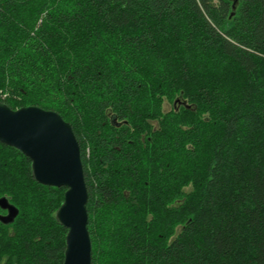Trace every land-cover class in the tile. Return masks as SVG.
<instances>
[{
	"label": "trees",
	"instance_id": "obj_1",
	"mask_svg": "<svg viewBox=\"0 0 264 264\" xmlns=\"http://www.w3.org/2000/svg\"><path fill=\"white\" fill-rule=\"evenodd\" d=\"M0 87L72 126L93 264H264V0H0ZM66 190L0 141V264H63Z\"/></svg>",
	"mask_w": 264,
	"mask_h": 264
},
{
	"label": "water",
	"instance_id": "obj_2",
	"mask_svg": "<svg viewBox=\"0 0 264 264\" xmlns=\"http://www.w3.org/2000/svg\"><path fill=\"white\" fill-rule=\"evenodd\" d=\"M239 0H233V9ZM0 141L17 147L32 160L35 179L45 185L65 186V199L57 218L68 229L63 264H93L89 231V190L80 143L72 126L56 111L38 106L12 109L0 103ZM0 220L11 223L19 209L7 197Z\"/></svg>",
	"mask_w": 264,
	"mask_h": 264
},
{
	"label": "rangeland",
	"instance_id": "obj_3",
	"mask_svg": "<svg viewBox=\"0 0 264 264\" xmlns=\"http://www.w3.org/2000/svg\"><path fill=\"white\" fill-rule=\"evenodd\" d=\"M190 65L192 66V68H193V67L195 68V65H194V63H192V62H191V64H190ZM221 70L223 71V67L221 68ZM228 72H229V71H228ZM228 72H225V73H228ZM233 73H234V70H233V71H231V74H230V75H231V76H233ZM223 77H224V76H223ZM223 77H221L220 79L222 80V79H223ZM219 82H220V81H219ZM220 84H221V88L225 87V89H227V87H226V86H224V85H223L221 82H220ZM213 85H215V83H214V82H213ZM0 89H3V88H2V87H0ZM3 90H4V89H3ZM4 91H5V90H4ZM226 91H228V90H226ZM7 93H8V92H7ZM170 104H171V103H169V102H166V103H165V106H164V107H165V109H169V108L171 107V106H170ZM2 209H3V208H2ZM3 210H4V209H3ZM7 213H8V211H5V212H3V213H1V214H7ZM179 229H180V228H179ZM179 229H178V230H179ZM178 230H177V231H178Z\"/></svg>",
	"mask_w": 264,
	"mask_h": 264
},
{
	"label": "built area",
	"instance_id": "obj_4",
	"mask_svg": "<svg viewBox=\"0 0 264 264\" xmlns=\"http://www.w3.org/2000/svg\"><path fill=\"white\" fill-rule=\"evenodd\" d=\"M8 95V93L6 91H4L3 89H0V98H5Z\"/></svg>",
	"mask_w": 264,
	"mask_h": 264
}]
</instances>
